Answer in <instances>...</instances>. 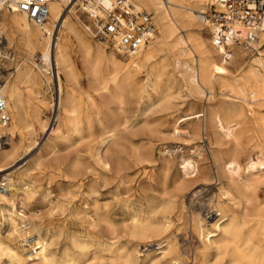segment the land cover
Listing matches in <instances>:
<instances>
[{
  "label": "rangeland",
  "instance_id": "374dc122",
  "mask_svg": "<svg viewBox=\"0 0 264 264\" xmlns=\"http://www.w3.org/2000/svg\"><path fill=\"white\" fill-rule=\"evenodd\" d=\"M191 1L196 3L198 0ZM67 15V22L61 33L74 77L68 82V101L64 102L60 110L58 133H51L43 127L45 124L49 127L53 117L59 113L55 108L59 95L51 75L39 69L33 61L27 62L28 67L34 71L30 83L18 75L16 62L9 66L8 73H4L16 80L28 109L29 103L37 99H42L44 104L41 107L43 123L36 124L33 136L27 134L20 143L16 157L6 162L7 169L0 173V189L5 187V176L8 174L24 175L30 184L32 197L25 200L22 196L18 211L27 214L29 219H35L43 227L50 228V237L56 232H63L60 239H56L53 249L60 247V250L64 245L69 246V235L78 236V240L85 242V246L81 251L77 248L72 250L83 255L81 264H128L127 253L133 249L138 253L137 264H142L144 253L152 248L156 249V240L162 238L156 233L154 235L152 225H149L152 222H163L166 217L172 221L169 235L181 251L179 262L205 264L199 262L197 250L201 241L194 227V219L199 217L209 224L214 221L218 187L213 181L182 184L179 163L184 155L191 157L199 162L200 170L208 165L211 178L216 176L218 168L207 134L201 131L198 136L193 135V127L197 122L202 125L204 109L212 100L188 90L181 81L184 77L176 58L169 51L165 52L171 62L169 69L160 77H151L149 97H143L141 93L145 73L140 75L136 87H123L118 91L111 85L109 89H102L97 86L84 65L82 53L68 30L70 21L77 16L83 24L81 30L88 32L94 43L107 52H114L121 61H128L129 56L121 54L106 41L93 37L88 29L91 18L80 2L74 12H68ZM153 16L157 20L156 13ZM197 23L203 28L200 30L197 27L200 32L206 37H213L207 24L200 20ZM184 33L186 32L182 34ZM214 49L216 50L215 46ZM216 52L218 58L225 59L217 50ZM262 52L264 53V49ZM41 55L40 50L35 51L38 62L41 61ZM257 55L258 53H250L247 59ZM229 61L226 59V64L232 67ZM216 92H221V89H216ZM69 93L73 96L70 97ZM219 97L221 95L218 93L215 99ZM263 102L246 106L240 116L224 109L227 123L238 122L239 134L248 147H252L259 136V124L253 109L264 115V107L259 106ZM70 105L77 109V115L81 114L80 120L75 122L77 128L72 124L73 117L64 111ZM127 116L137 119L126 131L123 122ZM117 126L123 135L117 136L106 146L103 144L107 136L106 130ZM34 140H37V144L23 155V151ZM18 142V138L12 139L7 134L2 138L1 146L12 151ZM200 149L203 151L198 153ZM104 154L108 158L106 164L101 161ZM252 155L255 158L257 150ZM166 159L172 161L168 169L163 166ZM257 176V195L261 196L259 201L264 202V170ZM95 206L101 207L99 212L93 211ZM1 215L0 212V238L3 239L8 235L9 224ZM134 216L139 219V223L135 224ZM21 222V219H17V235L23 237L27 231L30 236L36 235L32 228L22 232L24 224ZM137 224L145 226L146 234L139 235L136 232ZM146 229L150 230L146 232ZM5 261L7 255L0 252V264H5Z\"/></svg>",
  "mask_w": 264,
  "mask_h": 264
},
{
  "label": "bare ground",
  "instance_id": "6f19581e",
  "mask_svg": "<svg viewBox=\"0 0 264 264\" xmlns=\"http://www.w3.org/2000/svg\"><path fill=\"white\" fill-rule=\"evenodd\" d=\"M3 1L0 0L3 73H8L9 66L16 62L18 75L30 83L34 71L28 67L27 62L33 61L39 69L51 75L59 95L55 103V108L59 110V113L53 117L49 127L46 124L43 127L51 133H58L60 110L64 102L68 101L66 100L68 82L74 77L66 44L64 45L62 40L61 29L67 22V13L74 12L80 0L50 2V14L43 23L35 22L26 12L5 8L2 5ZM132 1L134 3L137 1L138 5L135 4L139 10L150 12L152 15L156 13L157 20L153 16L156 33L138 51L127 54L129 59L125 62L121 61L114 52H107L103 47L94 43L90 34L81 30L83 24L77 16L70 21L68 30L73 34V39L82 53L88 73L102 89L106 90L114 85L118 91H121L123 87L124 89L136 87L140 75L145 73L146 78L143 79L141 93L147 98L150 95L148 88L151 86V77L153 75L160 77L169 69L171 62L165 52L169 51L174 54L184 77L181 80L182 83L191 93L212 100V103L204 109L205 117L202 125L197 122L193 127V135L198 136L201 131L207 134L211 153L218 168L216 176L211 178L208 165L200 170L199 162L191 157H184V155L179 163L182 184L213 181L218 187L214 221L209 224L202 218L194 219V227L201 241V246L197 250L199 262L205 264H264V206H262L264 202L259 201L261 197L257 195L259 181L256 179V176L264 170V115L261 111L253 109L259 124V136L254 145L248 147L242 141V135L239 134L238 122L227 123L224 114L225 109L232 111L235 116H240L246 106L264 101V53L261 51L254 58L247 59L253 50L240 45L231 46L228 50L225 44L218 41L212 25L200 15L201 12L207 11V7L213 3V0H198L196 3L191 0ZM197 20L207 24L206 27L212 32L213 39L200 32L203 28L201 29ZM183 32L186 33L182 34ZM212 42L225 59L217 57L218 53ZM259 44L264 49V33L260 35ZM36 50L42 53L40 62L35 59ZM226 55L230 56L229 63L232 67L226 64ZM4 76L3 93L11 121L6 126H0V136L10 134L12 139L18 138L19 142L13 146L12 151L4 148L0 143V173L7 169L6 162L16 157L20 143L25 136L28 134L32 137L36 124L43 123L41 107L44 104L42 99H37L29 103L28 109L24 94L16 80L9 78L8 75ZM216 89H221V92H218L221 97L218 99H215L218 94ZM69 95L73 96L70 93ZM259 106L264 107V102ZM64 111L73 117L72 124L77 128L75 122L80 120L81 114L77 115V109L72 105L65 107ZM136 119L137 117L135 119L125 118L123 124L126 125V131ZM106 134L103 144L107 146L110 141L121 135L120 127L106 130ZM36 144L37 140L32 141L23 151V155L32 150ZM254 150H257L255 158L252 155ZM201 151L203 150L200 149L198 153ZM193 154H195L194 151ZM101 158V161L106 164L108 158L105 154ZM171 162L166 159L164 168L168 169ZM5 179V187L0 189L1 216L9 224L7 237L0 238V252L7 255V261L4 263L81 264L80 260L83 255L73 252L72 249L83 250L85 242H80L78 236L72 234L69 235L71 242L69 246L64 245V248L60 250V247L53 249L57 243L56 239H60L63 232H56L50 237V228L43 227L35 219H29L27 214L18 211L21 197L23 196L25 200H30L32 197L31 187L26 177L8 174ZM1 204L7 206H1ZM93 208L96 212L101 209L99 206ZM17 219H21V223L24 224L21 227L22 232L27 228H32L36 235L30 236L29 231L23 237L17 235L19 232ZM133 219L135 224L139 223L136 216ZM153 219L151 221H154ZM137 225L136 232L139 235L144 234L145 226ZM151 225L152 233L162 238L156 240V249L152 248L153 250L150 249L152 251L144 253L142 264H181V261L179 262L180 248L169 235L172 221L166 217L165 221L152 222L149 226ZM149 230L146 229V232ZM126 257L128 264H137L138 253L135 249L129 251Z\"/></svg>",
  "mask_w": 264,
  "mask_h": 264
},
{
  "label": "built area",
  "instance_id": "2783aa9c",
  "mask_svg": "<svg viewBox=\"0 0 264 264\" xmlns=\"http://www.w3.org/2000/svg\"><path fill=\"white\" fill-rule=\"evenodd\" d=\"M57 0H4L7 9L26 12L32 20H47L49 3ZM91 18L88 28L94 38L104 40L123 55L134 53L146 45L156 33L152 13L139 10L132 0H80ZM214 30L219 42L230 50L240 45L261 53L260 35L264 33V0H213L206 12L200 13ZM0 38V126L11 121L3 93L4 73L1 63ZM230 59L229 55H226ZM0 136V143L2 138Z\"/></svg>",
  "mask_w": 264,
  "mask_h": 264
}]
</instances>
